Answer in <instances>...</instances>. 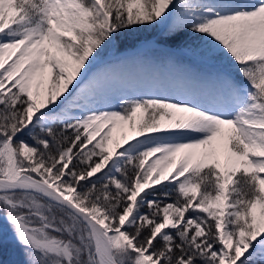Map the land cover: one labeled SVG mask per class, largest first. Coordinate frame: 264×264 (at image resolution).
I'll return each instance as SVG.
<instances>
[{"label": "snow or ice", "instance_id": "1", "mask_svg": "<svg viewBox=\"0 0 264 264\" xmlns=\"http://www.w3.org/2000/svg\"><path fill=\"white\" fill-rule=\"evenodd\" d=\"M5 230L21 264H264V0H0Z\"/></svg>", "mask_w": 264, "mask_h": 264}, {"label": "rangeland", "instance_id": "2", "mask_svg": "<svg viewBox=\"0 0 264 264\" xmlns=\"http://www.w3.org/2000/svg\"><path fill=\"white\" fill-rule=\"evenodd\" d=\"M152 38L148 37V39ZM6 245L8 248L12 247V251L11 254H7V256L9 255V263L8 264H21L22 260H23V256L20 253V250L18 247L14 246L11 242H10V234L7 230H5L4 234H3V244L2 246ZM5 254L0 255V264H7V262L5 263ZM4 260V261H3Z\"/></svg>", "mask_w": 264, "mask_h": 264}, {"label": "trees", "instance_id": "3", "mask_svg": "<svg viewBox=\"0 0 264 264\" xmlns=\"http://www.w3.org/2000/svg\"><path fill=\"white\" fill-rule=\"evenodd\" d=\"M155 34H146V37L145 38H148V37H151ZM11 251H12V247L11 248H8L6 245L2 246L0 245V255L3 256V254H5V263L7 262V264L9 263V255L7 256V254H11ZM3 260V261H4Z\"/></svg>", "mask_w": 264, "mask_h": 264}]
</instances>
